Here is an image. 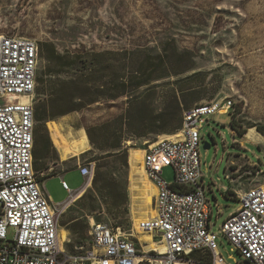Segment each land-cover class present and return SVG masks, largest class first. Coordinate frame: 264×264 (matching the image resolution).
Returning a JSON list of instances; mask_svg holds the SVG:
<instances>
[{"label":"rangeland","instance_id":"1","mask_svg":"<svg viewBox=\"0 0 264 264\" xmlns=\"http://www.w3.org/2000/svg\"><path fill=\"white\" fill-rule=\"evenodd\" d=\"M0 34L32 38L39 46L44 42L53 43L61 54L68 56L69 65L61 74V79L67 81L82 77L84 57L92 53L122 52L127 84L131 50L142 49L152 55L169 56V69L187 71L158 78L141 88L136 97L153 99L157 112L164 109L175 94L180 103L188 102V108L231 101V113L211 116V123L202 130V171L207 181L228 184L227 159L231 154H242L245 157L239 159L240 180L251 181L253 187L264 185V139L254 141L255 145L246 141V146L236 147L234 138L238 143L244 139L232 135L229 130L232 122L238 131L255 128L264 135V0H0ZM182 54H185L183 59ZM45 65L41 58L38 79L42 77ZM37 82V101L46 99L42 85L39 80ZM85 84L95 87L98 83L93 78ZM65 91L70 96L77 91L76 86L67 85ZM131 98L127 93L119 99L101 100L55 120L37 123L36 150L45 147L46 135L51 141L49 153L39 160L48 167L43 171L45 178L41 186L56 206L69 198L62 180L76 196L85 183V178L76 169L78 164L94 162L97 167L98 158L105 153L93 147L88 130L100 141L108 139L115 130L117 136L122 135L125 160L111 161L105 170L109 178L125 184L128 213L117 210L104 195L101 184L95 185L93 179L84 196L76 201L69 199L67 209L59 216L61 227L70 230L73 242L86 248L90 247L91 239L88 217L94 215L98 221L120 225L128 231L134 224L138 225V221L147 219H138L134 211L129 151L131 148L146 150L162 134L180 132L174 131L180 121L177 119L167 123L168 132L134 138L128 125ZM121 116L125 117L123 130H120L122 120L115 121ZM52 122L62 126L61 133L66 138H77L79 130L84 129L90 151L64 160L51 137L49 126ZM103 125L107 126L98 129ZM205 142L211 144L210 149L204 148ZM158 172L167 183L174 182L175 170L170 164L162 166ZM51 174L60 175L51 177ZM218 204L223 208L222 213L218 215L213 205L211 229L218 235L221 255L228 263L237 264L242 257L233 250L221 229L240 203L218 196ZM151 215L154 216L149 213L148 217Z\"/></svg>","mask_w":264,"mask_h":264},{"label":"built area","instance_id":"2","mask_svg":"<svg viewBox=\"0 0 264 264\" xmlns=\"http://www.w3.org/2000/svg\"><path fill=\"white\" fill-rule=\"evenodd\" d=\"M41 52L32 38L0 35V264H137L143 256L161 258L162 264H230L218 249L211 229V207L204 183L200 146L202 130L211 116L230 114L231 101L196 105L184 112L179 136L148 145L143 159L146 175L157 188L150 216L130 231L88 217L90 247L62 234L59 216L73 198L56 206L45 194L34 167L35 104ZM157 144V145H156ZM170 164L175 180L167 183L159 169ZM85 178L79 189H89L94 162L79 163ZM226 178L232 181L230 175ZM238 209L223 223L221 233L237 251V264H264V185L235 192ZM218 210V215H221ZM139 229L157 234L166 253L145 251Z\"/></svg>","mask_w":264,"mask_h":264},{"label":"trees","instance_id":"3","mask_svg":"<svg viewBox=\"0 0 264 264\" xmlns=\"http://www.w3.org/2000/svg\"><path fill=\"white\" fill-rule=\"evenodd\" d=\"M40 52L41 58L44 59L46 65L43 69L42 77L37 78V81L39 80L42 85V94L47 98L36 101L35 118L37 123L55 120L95 102L101 100H116L129 93L132 98L130 99L131 115L128 125L129 131L134 138H147L151 134L159 135L168 132L166 129L167 123L177 119H180V121L174 128V131L181 130L184 112L190 109L188 108L189 105L186 100L184 103H180L179 98L175 94L169 104L160 112H157L153 99L149 100L145 99V97H136V93L141 88L149 85L158 78H164L171 74H182L187 71H173L169 69L168 63L171 62L169 56L162 54L152 55L148 50L142 49L131 50L129 52L127 84L125 64L121 61L122 52L106 51L85 56L83 60L85 73H83L82 77L72 81L61 79L62 72L69 65L67 61L68 56L61 54L56 46L50 42L42 43L40 45ZM184 56L185 54H182V59ZM160 68H162V71ZM93 78L98 83L95 87H90L85 84V81ZM70 84L75 85L77 91L69 96L65 91V87ZM89 94L92 95L88 97ZM136 113L139 115L137 118ZM118 120H122L120 130H123L125 117L121 116L119 119H115V121ZM106 126L103 125L98 127V129L102 130ZM231 127L239 136H244L246 133L244 131H238L232 122ZM117 132L115 130L108 139H102L101 141L90 130H88V135L93 147L103 153L105 152L103 157L97 160L94 184H101L104 195L107 199L111 200L112 205L117 210L127 214L128 199L125 184L119 179L109 178L105 170V167L111 161L125 160L126 153L122 149V135L117 136ZM45 138V147L37 151L36 144L38 143V137L36 138L35 129L34 167L38 173L48 168L45 164L39 163V160H43L49 153L51 146L49 137L46 135ZM53 175L55 174L49 176ZM44 178V176L40 177V180Z\"/></svg>","mask_w":264,"mask_h":264},{"label":"bare ground","instance_id":"4","mask_svg":"<svg viewBox=\"0 0 264 264\" xmlns=\"http://www.w3.org/2000/svg\"><path fill=\"white\" fill-rule=\"evenodd\" d=\"M3 35V34H0ZM51 131V137L59 153L63 159H68L69 157H78L80 155L86 154L90 151V143L87 133L84 129H81L78 133L77 138H66L61 133V125L57 122H52L49 126ZM68 133V132H67ZM179 136V132L176 134H162L160 136V140H172ZM245 138L250 140L260 141L264 139V135L260 134L255 128H249L245 133ZM156 143V142H154ZM157 145V144H156ZM129 154V161L131 166V175H132V187L131 194H133V206L135 214L138 219L148 218L149 213L155 215V209L153 207V198L155 194H157L156 185L147 178L145 174V168L143 165V159L145 156L144 149H136L131 148ZM86 190L83 188L80 190L76 196L73 197V201L75 199L82 198L85 194ZM139 195L137 197V195ZM153 216V215H151ZM137 219V220H138ZM142 222V221H138ZM138 226V225H137ZM62 235L66 237L68 234L64 229L62 230ZM138 236L139 240L144 246L145 251H154L160 255H164L166 253V243L162 239V237L157 234L149 233L139 229ZM137 264H162L161 258H151L149 256H143L138 259ZM175 264H186L183 261H177Z\"/></svg>","mask_w":264,"mask_h":264},{"label":"crops","instance_id":"5","mask_svg":"<svg viewBox=\"0 0 264 264\" xmlns=\"http://www.w3.org/2000/svg\"><path fill=\"white\" fill-rule=\"evenodd\" d=\"M229 130H230L232 135H234V136L238 135V133L235 130H233L231 126L229 127ZM241 137L244 140L240 141L239 143L236 142L237 139L234 138V144H233L234 146L237 147L240 144H242V146H246L245 145L246 141L255 145L254 141L256 142V140L246 139L245 135L241 136ZM243 157H245V156H243L242 154H231L228 157V159H227V167H226L225 173H226V175H230L232 177V181L229 180L228 184L223 183V184L217 185V183L214 182L213 180L212 181H207L206 175L204 174L205 175L204 183H205V185L207 187V198L209 199V204H210V207H211V217H212V215L214 213V206H216V208H217V213H218V210H221V212H222L223 208L218 204V196H220L221 198H226V199H236L235 192H237V191L245 192L248 189L253 187V185H252L253 183L251 181H249V180H243V181L240 180V178L242 176L239 175L240 174V169H241L240 168V164H239V159L243 158ZM72 158H76V157H69L68 159H72ZM68 159H64V160H68ZM63 163H64V161H63ZM57 165L58 166L62 165V162L60 164H57ZM76 169H78V168L76 167ZM60 174H56V175H53L51 177H55V176H58ZM235 174H236V176H234ZM79 199H81V198H79ZM76 200H78V199H75L74 201H76ZM62 230H63V228H62ZM67 233L71 234L70 230H68Z\"/></svg>","mask_w":264,"mask_h":264},{"label":"water","instance_id":"6","mask_svg":"<svg viewBox=\"0 0 264 264\" xmlns=\"http://www.w3.org/2000/svg\"><path fill=\"white\" fill-rule=\"evenodd\" d=\"M204 148H205V149H210V148H211V144L208 143V142H205V144H204Z\"/></svg>","mask_w":264,"mask_h":264}]
</instances>
